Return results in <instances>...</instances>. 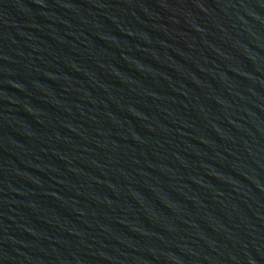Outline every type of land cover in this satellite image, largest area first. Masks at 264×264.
<instances>
[{
  "label": "water",
  "instance_id": "obj_1",
  "mask_svg": "<svg viewBox=\"0 0 264 264\" xmlns=\"http://www.w3.org/2000/svg\"><path fill=\"white\" fill-rule=\"evenodd\" d=\"M0 264H264V0H0Z\"/></svg>",
  "mask_w": 264,
  "mask_h": 264
}]
</instances>
